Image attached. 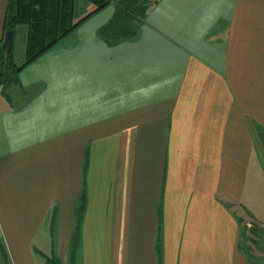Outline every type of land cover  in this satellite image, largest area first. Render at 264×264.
I'll return each mask as SVG.
<instances>
[{"label": "crops", "instance_id": "obj_1", "mask_svg": "<svg viewBox=\"0 0 264 264\" xmlns=\"http://www.w3.org/2000/svg\"><path fill=\"white\" fill-rule=\"evenodd\" d=\"M119 1L0 75V264H247L241 225L264 227V0H158L116 22Z\"/></svg>", "mask_w": 264, "mask_h": 264}, {"label": "trees", "instance_id": "obj_2", "mask_svg": "<svg viewBox=\"0 0 264 264\" xmlns=\"http://www.w3.org/2000/svg\"><path fill=\"white\" fill-rule=\"evenodd\" d=\"M87 1L95 4V8L83 18L76 20V0H9L8 15L5 25L6 30L16 31V27L20 24H25L28 27L27 60L17 71L55 47L83 21L113 3V0ZM157 1L158 0H120V9L113 21L127 22L131 16H135L139 20H144L147 17L150 6ZM10 57H12V54ZM85 202L86 193L83 192L79 205L77 206L79 224L81 223ZM77 229L79 231V227H77ZM78 236L77 234L75 239H77ZM47 264L62 263L57 257L52 256L48 259Z\"/></svg>", "mask_w": 264, "mask_h": 264}, {"label": "rangeland", "instance_id": "obj_3", "mask_svg": "<svg viewBox=\"0 0 264 264\" xmlns=\"http://www.w3.org/2000/svg\"><path fill=\"white\" fill-rule=\"evenodd\" d=\"M94 7L95 4L91 2L87 3V6L84 8L80 5L77 9V19L94 9ZM19 26L20 25L16 27V41L11 53L12 57L3 49L4 41L0 46V74L6 78L13 76L16 73V68H19L27 60L26 39L24 34L20 32L22 27L19 28ZM22 26L26 25L22 24ZM260 192L256 193V198L259 197L258 195H264V190ZM226 206L230 208L231 204H226ZM263 214L264 211H261V215ZM241 226L240 250L247 258V264H264V227H260L256 224H254L252 228H249L247 225ZM37 257L40 259L39 255H37ZM71 264H73V262Z\"/></svg>", "mask_w": 264, "mask_h": 264}, {"label": "water", "instance_id": "obj_4", "mask_svg": "<svg viewBox=\"0 0 264 264\" xmlns=\"http://www.w3.org/2000/svg\"><path fill=\"white\" fill-rule=\"evenodd\" d=\"M14 37H15L14 30L7 31L5 33L3 49H5L9 55H11L14 48Z\"/></svg>", "mask_w": 264, "mask_h": 264}]
</instances>
